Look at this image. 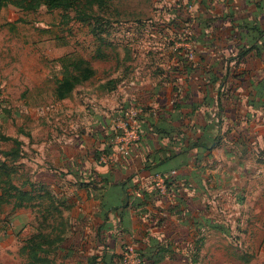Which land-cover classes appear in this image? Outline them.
I'll list each match as a JSON object with an SVG mask.
<instances>
[{"label": "crops", "instance_id": "1", "mask_svg": "<svg viewBox=\"0 0 264 264\" xmlns=\"http://www.w3.org/2000/svg\"><path fill=\"white\" fill-rule=\"evenodd\" d=\"M176 1L177 13L169 24L162 21L164 29H150L146 51L158 58L148 66L159 67L148 77L133 71L113 89L99 87L105 101L93 109L88 101L60 103L57 110L68 121L66 127L50 131L49 166H39L33 174L25 170L24 161L18 168L19 174L27 173L55 193L67 219L65 238L53 243L55 259L122 264L118 255L129 244L142 253L143 264H212L217 224L210 215L209 194L219 178L217 148H225L229 163L236 162L234 148L241 143L231 137L234 132L216 143L218 100L225 102L230 126L240 130L246 129L239 112L254 116L264 108L249 106L258 96L255 84L264 83V0H191L193 19L197 24L209 20L213 36L203 39L192 30L191 54L182 43L167 40L187 18V6ZM239 51L244 54L226 63L227 55ZM227 64L231 73L224 78ZM76 87L68 96L54 98L68 101ZM128 103L151 110L140 117L132 156L116 150L111 123L116 107ZM57 141L65 145L51 148ZM170 170H175L174 195L161 196L152 185L134 190L142 178ZM33 217L35 231L41 216Z\"/></svg>", "mask_w": 264, "mask_h": 264}, {"label": "rangeland", "instance_id": "2", "mask_svg": "<svg viewBox=\"0 0 264 264\" xmlns=\"http://www.w3.org/2000/svg\"><path fill=\"white\" fill-rule=\"evenodd\" d=\"M175 3L176 0H109L103 9L94 7L92 19H80L75 8L48 9L42 5L36 10H23L10 3L1 7L0 133L23 141L20 162L27 163L28 173L50 164V131L66 127L68 121L64 112L57 110L60 103L84 105L88 101L93 109L100 100L105 101L99 93L100 81L128 77L133 71L148 77L159 67L148 66L158 58L148 56L146 51L152 41L149 33L150 29H164L162 21L169 24L177 13ZM189 10L186 8L193 18L192 3ZM100 26L105 33L97 32ZM172 27H176L173 22ZM176 39L178 44L185 42L183 38ZM81 60L90 62L95 74L79 83L68 101L54 98L53 89L64 69H72ZM145 81L150 83L148 78ZM263 113L264 108L249 116L243 134L231 136L241 140L234 148L239 165L226 160L225 148H217L219 178L210 188L211 202L208 200L212 205L210 215L217 224L212 264H264ZM9 142L0 141V147L8 148ZM50 144L56 149L65 142ZM19 173L17 170L14 174L17 183L21 180ZM32 209L0 203V264H23L19 246L34 231ZM6 227L9 232L4 231ZM53 260L54 264H67L63 258L55 259V255Z\"/></svg>", "mask_w": 264, "mask_h": 264}, {"label": "trees", "instance_id": "3", "mask_svg": "<svg viewBox=\"0 0 264 264\" xmlns=\"http://www.w3.org/2000/svg\"><path fill=\"white\" fill-rule=\"evenodd\" d=\"M181 1L183 2V5L186 6L191 3V0ZM108 2L109 0H0V9L8 3L23 10H36L42 5H45L48 9L75 8L78 10L77 15L80 19H92L95 17V14L92 13L94 7L97 9H103L107 6ZM186 17V20L190 21L191 29L197 31L203 39L213 38L212 33L208 30V25L210 23L209 20H201V22L197 24V20L193 19L192 16H190V13H187ZM219 28L220 27H218V29ZM97 32L105 33V29L100 26L97 29ZM257 37L258 35L255 36V39ZM243 54L244 51H239L234 55H227L225 61L227 63V59L230 57L235 58L236 56V58H239ZM223 68L225 71L222 76L225 78L231 73V69L228 67V64L226 67L223 65ZM95 72L96 71L90 62L84 60L75 63L72 69L65 68L62 77L58 80V83L53 89L54 97L63 98L68 96L79 83L92 77ZM216 72L220 73V70ZM120 79V77L108 78L101 82L99 86L106 90L113 89L117 86ZM255 90L257 91L258 96L249 106L251 108L262 109V106H264V83L259 82L257 85L255 84ZM139 105L141 107L139 118L143 113L151 111L144 105ZM224 106L225 102L219 99L216 111L217 119L215 121L218 132L215 137L216 143H220L222 137L231 132L243 134V129L240 130L236 126H230L229 119L224 112ZM238 114V119L241 124L246 123L248 118H250L249 116H253V114L250 115L246 112H244V114L243 112H239ZM204 128H206V126ZM0 141L11 142H9L10 145L8 148L0 147V203H11L12 208L32 207L33 214L37 217L41 216L36 230L26 237L19 246V254L23 259V264H54L53 257H51V253L54 250L53 243L54 241H62L67 232V219L64 217L62 208L59 207L60 203L58 197L46 184L32 180L27 173L22 172L21 180L18 183L14 181V174H16L18 168L22 167L20 157L23 153V141L17 136L5 133H0ZM199 145L204 149H211L210 145H207L205 142H201ZM172 173V170L162 173L165 191H162L151 181H148L143 186L140 185L141 187H135L134 190L141 192L148 185H152L159 195L167 196V193H169L172 196L175 192L173 189L175 177ZM4 231L9 232L10 229L6 227ZM137 251L141 258L140 264H143V255L139 250ZM121 257L122 254L120 253V255H118L119 261L121 260ZM240 258H244V256L240 255ZM246 260L248 259L245 258V261Z\"/></svg>", "mask_w": 264, "mask_h": 264}, {"label": "built area", "instance_id": "4", "mask_svg": "<svg viewBox=\"0 0 264 264\" xmlns=\"http://www.w3.org/2000/svg\"><path fill=\"white\" fill-rule=\"evenodd\" d=\"M214 2H221L222 0H212ZM191 8V3L187 5V9ZM190 11V10H189ZM172 32L167 40L176 41V38H183L185 42L183 45L188 49L189 54L192 52V29L190 21H184L180 29ZM141 107L137 103L126 104L115 109L112 115L111 123L116 136V150L124 155L132 156V147L139 138L140 122L139 112ZM103 158V157H101ZM175 172V170H172ZM148 181L153 182L162 191H165V184L163 175L156 173L149 177H144L140 181V185H145ZM122 264H140L141 258L139 252L132 245H125L122 252Z\"/></svg>", "mask_w": 264, "mask_h": 264}]
</instances>
